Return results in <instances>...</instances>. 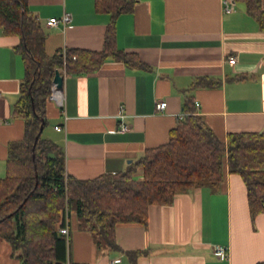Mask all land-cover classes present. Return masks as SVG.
I'll return each mask as SVG.
<instances>
[{"label": "crops", "instance_id": "0c3cea01", "mask_svg": "<svg viewBox=\"0 0 264 264\" xmlns=\"http://www.w3.org/2000/svg\"><path fill=\"white\" fill-rule=\"evenodd\" d=\"M223 1L134 0L130 11L116 17L115 44L145 66L108 56L85 72L56 67L63 76L64 112L48 98L44 128L49 126L47 138L63 146L67 173L90 178L125 169L145 147L167 140L187 94L220 139L229 132L264 130V30L243 0H226L228 11ZM26 4L45 31L48 54L102 48L110 16L97 11L94 0ZM64 11L70 14L65 25L46 23ZM18 41L0 26V176L8 142L23 135L22 118L12 115L24 77L14 48ZM230 55L235 62L227 61ZM198 76L217 83L187 89ZM157 100L165 101L162 109ZM120 123L128 129L118 130ZM55 124L64 127L56 130ZM224 169L218 187L194 186L175 193L168 204L149 205L146 224L118 222L116 248L98 246L69 210L63 223L68 263L109 264L120 257L116 264H264V211L251 219L241 176ZM214 245L225 246L227 255L216 254ZM15 253L0 238V264H21Z\"/></svg>", "mask_w": 264, "mask_h": 264}, {"label": "trees", "instance_id": "16d2710c", "mask_svg": "<svg viewBox=\"0 0 264 264\" xmlns=\"http://www.w3.org/2000/svg\"><path fill=\"white\" fill-rule=\"evenodd\" d=\"M26 1L0 0V26L19 36L14 48L24 66L19 96L12 105V115L23 120V135L8 142L5 174L0 176V238L10 243L21 264L66 263L67 240L58 227L69 210L75 211L98 246L116 248L118 222L146 224L149 205L168 204L175 193L194 186L218 187L225 166L245 184L251 219L264 211V130L229 132L220 139L196 112L189 94L167 140L145 147L125 169L90 178L67 173L63 146L41 136L52 75L57 66L65 72L92 70L108 56L145 66L135 53L115 44L116 17L130 11L134 0H94L95 9L110 16L101 49L64 48L53 54L45 51V31ZM243 1L264 30L261 0ZM216 83L198 76L187 89Z\"/></svg>", "mask_w": 264, "mask_h": 264}, {"label": "built area", "instance_id": "2783aa9c", "mask_svg": "<svg viewBox=\"0 0 264 264\" xmlns=\"http://www.w3.org/2000/svg\"><path fill=\"white\" fill-rule=\"evenodd\" d=\"M230 5L227 3L226 0L223 1V9L224 10H230ZM70 21V14L68 12H63L61 14L60 17H49L46 21L47 24L49 25H56L59 22L62 23V25H65L67 22ZM227 61L230 63L235 62V56L234 55H230L227 58ZM64 67H62V72H64ZM49 98L51 100H53L55 102V104H57L60 109L64 112V92L62 87L57 86L56 82H53L51 79V85H50V93H49ZM195 104L197 105L198 103L195 102ZM155 106L157 109H162L165 106V101L164 100H157L155 103ZM64 119H65V115H64ZM54 129L56 130H61L63 129V124H55ZM128 129V125L125 123H120L118 130L123 131V130H127ZM58 230L61 234L65 235L66 240H67V234H68V229L66 225H61L58 227ZM214 252L218 255L221 256H226L227 255V249L225 246H221V245H214L213 246ZM120 260V257H113L109 260V264H116L118 261ZM65 264H69L68 261H66Z\"/></svg>", "mask_w": 264, "mask_h": 264}, {"label": "water", "instance_id": "95a60500", "mask_svg": "<svg viewBox=\"0 0 264 264\" xmlns=\"http://www.w3.org/2000/svg\"><path fill=\"white\" fill-rule=\"evenodd\" d=\"M52 81L56 82L57 86L61 87L62 82H63V76L60 74V71L58 68H55L53 76H52ZM42 127V124L40 125V129ZM37 138V135L35 136Z\"/></svg>", "mask_w": 264, "mask_h": 264}, {"label": "rangeland", "instance_id": "374dc122", "mask_svg": "<svg viewBox=\"0 0 264 264\" xmlns=\"http://www.w3.org/2000/svg\"><path fill=\"white\" fill-rule=\"evenodd\" d=\"M49 128V126H47L46 128H43V130H42V132H41V136H43V137H47V135H48V129Z\"/></svg>", "mask_w": 264, "mask_h": 264}]
</instances>
